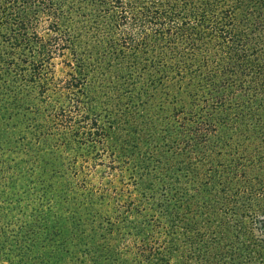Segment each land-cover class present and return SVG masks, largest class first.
<instances>
[{"label":"trees","instance_id":"1","mask_svg":"<svg viewBox=\"0 0 264 264\" xmlns=\"http://www.w3.org/2000/svg\"><path fill=\"white\" fill-rule=\"evenodd\" d=\"M1 44L0 88L6 98L0 99V141L22 161L7 167L13 182L14 170L26 164L32 173L45 171L38 166V148L48 145L53 153L76 143L101 170L96 186L86 175L78 177L84 165L74 166L77 187L89 183L97 191L94 200L117 206L105 245L117 242L146 264H157V257L158 264H174V258L176 264H264V0H0ZM84 44H120L132 56L139 44H179L188 46L190 56L174 52L168 61L162 54L155 64L120 68L90 59ZM208 44L219 49L212 60ZM106 76L119 79L113 81L118 96L126 92L133 106H143V95L153 89L166 96L173 105L168 119L186 150L205 148L214 137L203 176H181L185 186L164 191L157 204L155 192L140 190L143 185L152 190L168 169L157 164L154 172H139L118 152L109 116L92 105ZM18 108L33 130L31 142L22 134L16 142L10 138ZM231 114L238 133L221 142L217 128ZM222 211L227 218L240 216L231 224L220 220ZM120 220L130 228L123 229ZM179 227L196 258L181 254L172 236L167 239Z\"/></svg>","mask_w":264,"mask_h":264},{"label":"rangeland","instance_id":"2","mask_svg":"<svg viewBox=\"0 0 264 264\" xmlns=\"http://www.w3.org/2000/svg\"><path fill=\"white\" fill-rule=\"evenodd\" d=\"M84 45L90 59L96 60L97 56L101 62L120 64V68L126 64H141L146 61H154L155 64L162 54L168 61L173 60L171 56L174 52L178 56L180 51H185V54L190 56V49H186L188 46L182 48L179 44H139L140 48L135 56H132L133 53L127 48L120 47V44L112 47L110 44ZM4 46L1 44L0 50ZM200 46L204 48L203 44ZM205 48L208 60L217 57V44H208ZM59 68L60 65H57L56 70L60 71ZM253 72H256L255 69ZM113 81L117 83L119 79L106 76L100 88H96L98 90L95 91L92 105L103 118L109 116L113 124V141L118 146V152L123 156L128 155L131 165L136 164L139 172L143 168L154 172L153 166L157 164L159 168L168 169V175H164L162 182L155 183L152 190L144 185L139 186L140 190L146 193L155 192L154 204H157L161 201L164 191L171 188L180 190L185 186L186 182L181 176H203L204 170L211 163L210 148L212 142H215L214 137L210 138L211 141L205 148L193 145L191 149L186 150L179 133L176 132L175 123L168 119L172 117L173 105L165 99L166 96L153 89L151 94L147 92L143 95L141 101L144 105L136 107L128 100L126 92L121 91L123 98L118 96L120 91L114 87L118 84ZM246 83L249 84V81ZM3 90L0 88L2 101V98H6ZM247 95L249 94L245 93V96ZM136 98L140 100L139 97ZM20 110L18 108L16 119L10 123L12 125L9 130L14 133L10 138L16 142L15 139L22 134L25 140L31 142L33 130L27 127L28 119L21 115L23 110ZM1 113L0 111V115ZM27 114L30 116L28 112ZM214 116H217L216 113ZM227 123L217 128L216 134L221 142L235 130L238 133V130L233 128L238 125L235 116L231 114ZM2 135L3 133H0V138ZM51 148L48 145L38 148V152L46 150V153L37 152L38 166L43 167L44 172L36 168L32 173L31 169H28L31 165L29 163L22 171L14 170L18 178L13 182V176L9 175L7 167L9 169L14 163L22 162L21 157L18 153L9 151L7 145L0 141V264H146V260L140 259L135 253L130 254L122 250L117 242L112 246L105 245L108 238L103 237L109 236V223L114 219L117 206L110 200H94L97 191H93L95 187H91L89 183L86 187L76 185L81 175H86L92 184H99L101 177L97 175L101 174V170L100 167L97 169L99 171L94 169L90 154L76 143L53 153L49 150ZM82 156H87L88 159ZM23 159L27 161L25 156ZM167 163L171 165L167 166ZM76 165H84L82 174L78 173V177L74 176ZM163 182L168 187H162ZM217 189L216 187L214 192L219 194ZM212 209L217 212L214 207ZM219 215L220 220L231 224L232 219L235 224V219L240 216L236 214L227 218L229 213L224 211ZM130 219L139 222L140 217L132 215ZM120 221L123 223V229L130 228L131 225L127 221ZM163 222L169 221L164 218ZM253 223L252 226L255 225V222ZM257 226L256 223V228ZM182 231L179 227L177 233L169 237L167 235V239L172 236L181 254L196 258L197 250L182 241ZM253 231L256 235L259 234L258 228L254 227ZM88 249L90 254H87ZM202 252L206 251L202 249ZM157 258L155 260L158 264L160 260ZM174 260L173 263L176 264Z\"/></svg>","mask_w":264,"mask_h":264}]
</instances>
